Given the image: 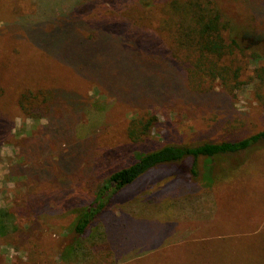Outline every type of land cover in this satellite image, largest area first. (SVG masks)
<instances>
[{"label":"rangeland","instance_id":"rangeland-1","mask_svg":"<svg viewBox=\"0 0 264 264\" xmlns=\"http://www.w3.org/2000/svg\"><path fill=\"white\" fill-rule=\"evenodd\" d=\"M187 1L0 0V112L11 121L0 139V264H264V142L201 157L197 175L191 160L151 172L114 198L91 236L61 259L73 243L77 209L137 153L264 130V42L261 59L229 58L243 69L237 80L228 73L223 82H191L173 73L189 88L134 99L144 75L168 74L165 63L152 64L169 60L164 48L175 30L162 24L175 12L169 6ZM200 1L241 28L264 29V0ZM60 21L79 23L73 32L89 44L101 39L94 58L72 41L64 59L46 48L40 36ZM69 60L92 61L102 73L90 77L80 67L86 61L74 69ZM125 62L134 70L121 73ZM38 105L52 114L32 116ZM151 117L150 135L133 143L134 119Z\"/></svg>","mask_w":264,"mask_h":264},{"label":"trees","instance_id":"trees-1","mask_svg":"<svg viewBox=\"0 0 264 264\" xmlns=\"http://www.w3.org/2000/svg\"><path fill=\"white\" fill-rule=\"evenodd\" d=\"M208 4L210 6L203 7L200 0H188L183 5L173 3L172 6H169V9L172 8L175 12L167 13L168 17L162 24L166 29L175 30L173 42L167 44L168 46L164 48L169 60L161 57L158 58L159 63H152L154 66L158 65V67L165 63L166 73L168 74L165 77L156 75L147 77L144 75L136 85V89H134V99L138 97L135 93H139L141 98L150 96L168 98L177 94L180 85L189 86L184 76V79H179L181 75H177L176 78L173 73H187L191 82L198 77H207L223 82L228 73H233L237 80L238 73H242L243 69L235 65L237 61L229 58L238 55L246 56L247 53L254 60L263 57L264 54L260 55L259 50L262 51L260 45L264 42V29L259 30L252 25L241 28L221 10L211 7V3ZM262 13L264 14V10ZM78 24L70 21L67 25L60 21L58 24L52 25L50 31L43 32L40 38L43 39L42 42L48 50L63 55L62 59L65 58L64 53L71 54L69 48H66V45L72 44L71 41L79 46L78 49L88 51L86 57L92 59L94 58L92 55L95 54L92 49L101 45V39L94 37L89 44L88 40L79 38L73 32ZM182 53H187L185 54L186 58L183 57ZM134 56L136 58L135 64L139 68V65H142L140 63L141 58H139L138 53H135ZM78 60H69L68 63L74 69H78L82 62L86 61L84 62L86 65L80 67L90 74V77L98 78L101 75L103 69L100 65L89 60L80 62ZM227 61H230V63L228 64ZM131 68L132 66L126 63L122 66L121 73H129L134 70ZM25 100L24 98L22 101ZM48 102H41V104H47ZM51 108L49 110L48 108L42 109L38 105L29 113L32 116L35 114L37 119L47 118L48 113L45 110L52 114ZM47 120L53 123V119L49 118ZM154 120V117L147 119V121L134 119L129 132L131 141L136 144L145 141L150 135V128L153 126ZM65 122H62L63 125ZM8 124L11 125L10 119L0 112V139L7 132ZM262 142H264V130L239 141L198 145H166L147 152L137 153L131 163L110 171L98 187L94 199L84 207L77 209L78 216L73 224V233L75 234L73 243L70 248L68 247L64 251L62 261H67L69 255L75 253L76 248L91 236L89 233L96 226L100 215L111 204V201L123 191L129 190L139 181L145 179L151 172L191 160V172L193 175H197L196 162L199 158L209 159L225 154L245 152ZM0 228L4 230L5 226L0 223ZM260 259L264 262V252L260 255Z\"/></svg>","mask_w":264,"mask_h":264}]
</instances>
